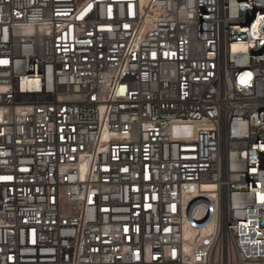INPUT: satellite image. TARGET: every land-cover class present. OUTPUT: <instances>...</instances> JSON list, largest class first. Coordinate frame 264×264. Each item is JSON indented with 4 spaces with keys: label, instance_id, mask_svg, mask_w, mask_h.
Returning <instances> with one entry per match:
<instances>
[{
    "label": "built area",
    "instance_id": "2783aa9c",
    "mask_svg": "<svg viewBox=\"0 0 264 264\" xmlns=\"http://www.w3.org/2000/svg\"><path fill=\"white\" fill-rule=\"evenodd\" d=\"M264 0H0V264H264Z\"/></svg>",
    "mask_w": 264,
    "mask_h": 264
},
{
    "label": "snow or ice",
    "instance_id": "6c2138e0",
    "mask_svg": "<svg viewBox=\"0 0 264 264\" xmlns=\"http://www.w3.org/2000/svg\"><path fill=\"white\" fill-rule=\"evenodd\" d=\"M262 202H264V197H261Z\"/></svg>",
    "mask_w": 264,
    "mask_h": 264
}]
</instances>
